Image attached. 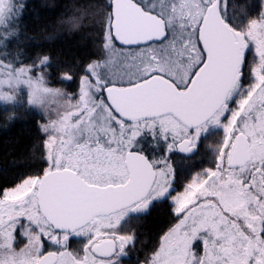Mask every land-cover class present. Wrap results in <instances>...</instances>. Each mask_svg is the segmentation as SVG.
I'll use <instances>...</instances> for the list:
<instances>
[{"label": "snow or ice", "instance_id": "6c2138e0", "mask_svg": "<svg viewBox=\"0 0 264 264\" xmlns=\"http://www.w3.org/2000/svg\"><path fill=\"white\" fill-rule=\"evenodd\" d=\"M26 7L0 0V104L26 92L41 135L0 184V264H123L158 204L142 264H264V0H95L83 62L11 53Z\"/></svg>", "mask_w": 264, "mask_h": 264}, {"label": "trees", "instance_id": "16d2710c", "mask_svg": "<svg viewBox=\"0 0 264 264\" xmlns=\"http://www.w3.org/2000/svg\"><path fill=\"white\" fill-rule=\"evenodd\" d=\"M27 7L19 21V36L9 46L25 60L35 53L49 54L54 61H85L96 52L98 25L90 5L95 0H24ZM78 24L73 25V20ZM54 86L74 91L77 83ZM9 113L14 119L9 121ZM40 116L31 106H0V184H10L27 171L34 145L41 135ZM168 207L158 204L142 218L139 226L143 252H152L169 221Z\"/></svg>", "mask_w": 264, "mask_h": 264}, {"label": "flooded vegetation", "instance_id": "af4514ba", "mask_svg": "<svg viewBox=\"0 0 264 264\" xmlns=\"http://www.w3.org/2000/svg\"><path fill=\"white\" fill-rule=\"evenodd\" d=\"M217 138H218L217 136L210 137L207 142H205L201 145L200 150H199V154L196 157H194L193 160L183 162V170L185 171V173L191 172L193 170V167H192L193 165L199 167L202 162H203V166H207V161L209 159L207 144L214 143V141ZM179 155L180 154H178V156ZM165 205H166V207H168L167 204H165ZM168 212H169V208H168ZM143 216L139 220L134 221V225L136 228L135 246L129 248V250H128L129 254H128V256L123 258V264H138V262H141V264H142V262L144 261L145 252H143L144 250L142 248V243H141V238H140L141 233L139 231L140 230L139 226L142 222ZM168 219H169V221L167 222L164 229H162V231H165L167 229V227L170 226L172 223L173 218L170 215V212H169V218Z\"/></svg>", "mask_w": 264, "mask_h": 264}, {"label": "rangeland", "instance_id": "374dc122", "mask_svg": "<svg viewBox=\"0 0 264 264\" xmlns=\"http://www.w3.org/2000/svg\"><path fill=\"white\" fill-rule=\"evenodd\" d=\"M56 87H58V86H56ZM61 88H64V89H66V90H68V91H72V90H70V89H67L66 87H61ZM3 104H0V106H2ZM7 105H11V106H21V105H25V106H31L35 111H37V113H38V115L40 116V119H41V113H42V109H41V107H40V105L39 104H36V105H29L28 103H27V96H26V92L25 93H22L21 94V96L20 97H18V101H17V103H15V104H7ZM151 254V252H147V253H145V258L147 257V256H149ZM145 258H144V260H145Z\"/></svg>", "mask_w": 264, "mask_h": 264}]
</instances>
